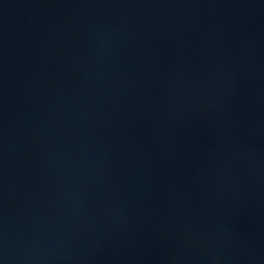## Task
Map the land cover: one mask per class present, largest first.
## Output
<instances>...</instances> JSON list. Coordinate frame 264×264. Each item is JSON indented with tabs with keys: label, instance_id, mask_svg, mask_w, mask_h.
<instances>
[{
	"label": "water",
	"instance_id": "water-1",
	"mask_svg": "<svg viewBox=\"0 0 264 264\" xmlns=\"http://www.w3.org/2000/svg\"><path fill=\"white\" fill-rule=\"evenodd\" d=\"M0 264H264V0H0Z\"/></svg>",
	"mask_w": 264,
	"mask_h": 264
}]
</instances>
